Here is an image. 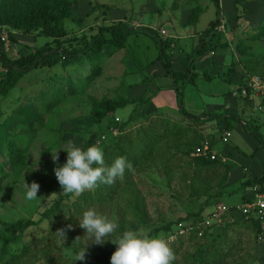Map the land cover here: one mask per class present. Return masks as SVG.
I'll use <instances>...</instances> for the list:
<instances>
[{"label":"trees","instance_id":"obj_1","mask_svg":"<svg viewBox=\"0 0 264 264\" xmlns=\"http://www.w3.org/2000/svg\"><path fill=\"white\" fill-rule=\"evenodd\" d=\"M87 1L91 4L90 0ZM243 1L246 0L236 2L242 4ZM210 2L215 7V19L210 21L208 27L198 35L194 48L186 57L188 61L186 70L175 71L171 67L173 54L168 55L165 52V49L174 51L172 49L174 42L172 39H163L158 30L147 27L133 29L123 22H117L109 26L102 25L96 32L91 29L86 33L82 32L81 36H73L68 34L65 26L66 20H73V0H0V188L4 181H9L11 186L16 185L23 172L30 168L29 146L36 137L43 136L47 143V152L60 145L58 138L51 141L44 135L43 128L49 125L45 124L44 117L48 118L51 115L59 102L61 92L64 91L70 96L78 91L83 93L85 88L87 90L101 75V67L94 64L86 72H83L81 67L88 63V60L96 59L99 55L126 48V38L132 32L150 33L157 38L158 58L162 60L167 75L173 80L176 92L178 90L184 92L185 84L195 81L197 61L210 54L214 56L215 50L220 47L239 55L236 61L241 69L242 82L253 75L264 78V55L258 56L253 53L243 55L264 38V22L256 27L250 23L241 27V23L234 20L236 25L233 28L238 32L236 34L229 32L223 41L220 39L223 33L219 30L220 3L219 0H210ZM246 16L247 12L243 7L242 15L237 18ZM197 17L198 13L193 10L189 16V23L194 22ZM3 34H5L4 40ZM15 34L22 37L31 35L28 37H31L33 42L40 37L48 41L43 42L41 46L33 44L25 54L17 51L16 56L9 57L5 50V40L16 46L22 43ZM22 46L19 45V48ZM234 68L230 66L232 72L235 71ZM42 69L49 71L50 78L61 73V82L55 84L52 80L48 88L43 87L34 96L22 99L21 101L27 104L25 120L15 122L14 129L7 131L9 125L3 120L2 102L19 85L24 76ZM214 71L215 73L212 74L203 71V75L209 79L215 75L219 76V72ZM79 78L86 82V85L80 89L77 86ZM245 99L247 98L237 96L238 101L242 102ZM35 100H39V103L37 104ZM147 102L148 99L143 97L102 98L94 101L88 114L89 119L98 125H101L105 118H108V121L102 131L88 134L82 148L91 144L102 148L106 165L114 157L123 156L131 163V171L126 169L123 179H117L111 185L98 183L95 187L79 194L60 191L51 204L44 206L42 211L36 210L35 216L13 221L0 220V264H75L77 255L83 251L86 260L98 251L103 252L102 259H107L115 250V245L109 242L103 244L91 242L90 237L76 221L88 208H94L113 220L118 225L116 234L122 230L146 228L152 234L162 232L172 235L174 239L170 242V247L174 257L179 256L177 260L172 261V264L179 262L181 264H257L255 253L258 244L264 245V226H261L257 218H237L231 214L224 216L220 225L212 224L208 228L203 226V222L221 202L223 196L231 198L251 186H256L264 193V164L261 177L247 174L243 180L236 182L237 185L226 186L225 182L231 169L229 164L223 162L218 155L211 158L209 152L197 157L191 156L194 150L202 147L205 142L211 148L216 141H222L223 133L230 132L233 123L242 121L241 117L226 111L193 115L186 112L180 104L176 108L180 115L175 119L161 114L155 117L143 115L145 120L131 128H126L131 116L124 122L118 123L117 118L115 121L114 115L117 110L131 105L134 112L136 107ZM261 107L264 114V100L261 102ZM32 108L34 111H31ZM47 118L45 119L48 120ZM220 120L222 127L219 128L217 123ZM213 121L218 127L217 138L215 134L199 129L202 124ZM244 122L243 130L264 146L262 135L257 131H251V128L258 130L260 125L252 121ZM51 130L53 131V128ZM114 131L116 134L113 135ZM22 132L27 134L24 135ZM62 155L63 153L60 152V157ZM63 163L64 161L61 164ZM151 167L160 168L167 176L173 175L169 181H178L170 196L180 202L183 213L173 220H163L155 227L149 224L144 197L137 188L139 175ZM41 176L39 181L36 180L38 184H42L41 180L46 178L45 174ZM46 187L48 191H54L51 185ZM201 197H204V200L197 202ZM190 201H194L195 205L188 208L185 202L190 204ZM243 201L247 202V200ZM43 203V199L40 203L37 202L36 209ZM117 206L121 213L118 219H114L113 210ZM204 212L208 213L203 216ZM69 224L72 225L70 229L67 227ZM60 229L64 230V237L57 232ZM180 231L183 233L180 234ZM200 231L202 232L198 236ZM247 235L252 237L253 256H245L242 251L243 245L247 244L245 238L248 237ZM259 237L261 240H258ZM184 240L187 244L191 243V252L184 251ZM61 242L73 247L74 258L61 255Z\"/></svg>","mask_w":264,"mask_h":264},{"label":"rangeland","instance_id":"obj_2","mask_svg":"<svg viewBox=\"0 0 264 264\" xmlns=\"http://www.w3.org/2000/svg\"><path fill=\"white\" fill-rule=\"evenodd\" d=\"M90 1L91 4L87 0H73V20L65 21V26L69 35L81 36L82 32L86 33L91 29L96 32L97 28L102 25L109 26L117 22H123L125 24H150L158 28L160 27L170 36L180 37V35L185 36L187 33L185 26L188 28V24H194L190 29H195L196 32H200L205 30L208 27L209 22L213 21L216 16L215 7L210 2V0ZM232 1L234 2L232 3ZM236 1L237 0L220 1L221 26L219 27V30H221L223 33V38L220 37V39L223 41L226 37V34L229 32L233 34L238 32V30L233 28V26L236 25V20L241 23V27L248 23L256 27L263 24L264 22V0H246L243 1L242 4H239ZM104 6H107L108 8L105 9L103 8ZM233 6L235 11H233ZM243 7L247 12V16L244 18H237L242 15ZM193 10L198 13V17L194 22L189 23V16ZM78 24L81 25L78 26ZM175 34L179 36H176ZM2 36L4 40L5 34ZM15 36H17L16 38L22 42L21 44L23 46L21 44L16 46L9 40H5V50L9 57L16 56L17 51H21V53L25 54L28 49H31L30 46H33V44L35 46H41L43 42L48 41V39L40 37L36 38L35 42H33L31 37H28L31 35L22 37L19 34H15ZM195 41L196 40L190 39V37H188L187 40L179 38L178 50L176 49L171 52L170 50L165 49V52L168 55L173 54L172 56H174L172 60L173 69L183 70L185 68L184 65L187 62L186 57H188L189 52L194 48L193 45ZM157 44V38L152 36L150 33L143 35L132 34L126 38L127 53L124 50H115L112 56L106 57V55H99L98 58L88 60V63H85V65L81 67V70L86 72L89 71L90 67H92L94 64H98L101 67V75L93 81L92 85L87 90L85 88L83 93L78 91V93L75 92L74 95L70 96H67L64 91L63 93H60L57 106L54 108L53 112L48 116V118L47 116L44 117L45 124L47 123L49 125H46L43 128L46 138L51 141L52 139L56 140L58 138L60 140V145L50 152H47L46 149L48 147L47 143L43 139V136L38 138L36 137V139L30 144V168L23 172L20 181L16 185L11 186L9 181H4L2 183V187L0 188V220L13 221L22 217L35 216L37 213L36 210L42 211L44 206L51 204L56 194L60 193L61 187L54 177L53 168L54 166L60 165L63 161L65 162L66 152L58 148L66 147L67 141H72L74 144L82 147L87 139L88 134L102 131L104 124L108 121V118H105L102 124L98 125L89 119L88 114L90 113V109L93 106L94 101H99L102 98L115 97H122L126 99L138 97L147 98L151 96L152 91V93L159 91L147 102L149 107H136L133 112V106L128 105L125 108L116 111L114 116L115 119H119L118 123L128 120L129 116H131V120L126 126V128H131L140 125L145 120L143 115L155 117L157 114H161L162 116L171 117V119L178 118L180 113L176 108L180 104H182L183 109L186 112L193 114V112H191L192 109H188L187 107H189V103L196 106L197 101L194 100L193 96L191 95V99L187 98L186 100L187 107L185 106V109L183 98L187 97L189 95L188 91L191 90L195 95H198L200 92L199 100L202 103L205 102L201 95L205 99H208V96L202 93H207L205 92L206 88L209 87L210 90L212 88L211 84L214 81L218 84V89L216 92L214 90L212 92L214 94L210 96L217 105L218 102H222L223 96L226 95L227 92L235 90L236 86H232V80L234 81L237 79L235 73H237L239 76L241 73V69L237 65L236 61V59H239V55L236 52L231 53L229 49L223 47L217 48L215 53L218 55L223 54L225 59L223 60V69H217L220 76L216 77L210 82L197 80L194 83H186L185 87L183 88L184 92L181 93L179 90L176 92V90L173 91L171 89V79L166 76L157 75L166 72L163 64L161 63L162 60H158V62L155 61L159 55ZM19 45L22 47L19 48ZM128 53H132L133 56H135L133 60L136 65L133 63V60L129 57ZM246 53L247 54L243 53V55H249L248 53H253L258 56L264 55V38L258 43L254 44L249 52ZM150 62L153 63L151 67L148 69H142V66L145 67V65L149 64ZM213 63L217 64L215 60ZM138 64H140V66ZM230 66L235 67L234 72L230 70ZM54 68L57 70L60 69L58 67ZM67 71H69V69ZM71 71L72 70H70V72ZM48 72V70L46 71L42 69L24 76L19 85L13 89L5 101L2 102V107L4 110L3 120L9 125L7 127V131L14 129L15 122H23V120H25V114H27L25 112L27 104L26 102L23 103V101H21L22 99H28L30 96H34V94H37L41 89H43V87H45V89L48 88V85L50 82H52V80H54L55 84L61 82V73H58L57 75L50 78ZM213 73H215V71ZM144 78H147V84L143 82ZM85 85L86 82L83 79L79 78L77 80V86L79 89ZM173 98L176 99V102L174 103L172 109L163 108V106L159 107V105L163 104L166 100L173 101ZM35 101L37 104L39 103V100ZM210 107L211 112L209 113L217 112V110H213L214 107L211 105V103ZM31 111H34V109L32 108ZM132 112L133 114H131ZM248 113H251L249 116H262L261 112L258 110H249ZM202 114L203 112L201 111L200 114L196 115L199 116ZM249 116H246V118H249ZM51 128H53V131ZM199 129L204 130V132L213 133L215 134V138H217L218 134H216V132L218 131V127H216V122L213 121L212 123L202 124ZM17 131L20 132L21 130ZM251 131H257L262 135V138H264V126H259L258 130L251 128ZM231 132L232 135L227 139V144L224 142V144H222L216 141L214 145L217 146V149L220 147L222 149L228 147L230 150L231 148L235 149L237 146V150L239 149L245 153L246 151L243 150V146L237 143L238 137L236 133V123H233ZM22 133L24 135L27 134L26 132ZM114 134H116L115 131L113 132V135ZM56 150L57 161L54 165L52 152L54 153ZM60 152L63 153L61 157ZM41 174H45L46 178L41 180L42 184H38L36 180L39 181V179L42 177ZM172 177L173 175L167 176L164 171L156 167H151L139 175V181H137L139 186H137V188L141 190L140 193L142 194V197H144L145 208L149 216V224L151 227H155L163 220H173L177 215L179 216L183 214L181 211L182 208L180 206V202H177L170 196V193H172L174 190L175 184L178 182L177 180L169 181ZM32 182H36L39 185L37 198L33 200H27L25 198V183L30 185ZM234 184H236V182L231 183L230 185L234 186ZM47 185H51L54 191H48L46 187ZM169 185H171V187ZM225 185L227 186V181L225 182ZM184 198L186 199V197ZM42 199L44 203L40 208L36 209L35 204L37 202L40 203ZM203 200L204 197H201L197 200V202H202ZM224 200L225 197L223 196L221 201ZM185 204H187L188 208H190L189 206L195 205L194 201H190V204L185 202ZM120 213L121 210L117 206L115 207V210H113L114 216L112 217L114 219H118ZM207 213L204 212L203 216ZM201 232L202 231L199 232L198 236H200ZM247 236L248 237H245L247 244L243 245L242 251L246 254L245 256H253V242L251 241L252 237L251 235ZM60 244L62 245V249L60 251L61 255L74 258L72 253L73 247H70L67 244L64 245L62 242ZM259 247H257V252L255 253L256 263L264 264V253L259 249ZM239 248L240 246L237 247V249ZM183 249L185 252H191V243L187 244V241L184 240ZM102 253V251H98L88 260L75 259V264L110 263V257L104 260L101 257ZM178 258L179 256L176 258L174 257L175 260ZM179 264H181V262H179Z\"/></svg>","mask_w":264,"mask_h":264},{"label":"clouds","instance_id":"obj_3","mask_svg":"<svg viewBox=\"0 0 264 264\" xmlns=\"http://www.w3.org/2000/svg\"><path fill=\"white\" fill-rule=\"evenodd\" d=\"M66 144V147L58 148L66 152L65 162L53 168L55 178L64 193L79 194L98 183L111 185L117 179H123L126 169L131 171V163L123 156L114 157L106 165L103 150L96 144L83 148L72 141H67ZM57 150L52 152L54 165L57 161ZM38 189L36 182L30 185L25 183V198L36 199ZM76 221L91 242H109L115 245L110 264H172L174 260L170 247V242L174 239L172 235L162 232L152 234L146 228L122 230L116 234L118 225L94 208L84 210ZM67 227L70 229L72 225ZM57 232L64 237L63 229ZM83 259L84 251L76 257V260Z\"/></svg>","mask_w":264,"mask_h":264},{"label":"crops","instance_id":"obj_4","mask_svg":"<svg viewBox=\"0 0 264 264\" xmlns=\"http://www.w3.org/2000/svg\"><path fill=\"white\" fill-rule=\"evenodd\" d=\"M220 1H223V0H219V3H220ZM233 2L234 1H232V3ZM219 5L221 6V4H219ZM220 9H221V7H220ZM233 11H235L234 6H233ZM127 25H128V27L133 28V29H141V28H146V27L150 28V29H153V30H156V31L157 30L159 31V29H161L160 27L158 28V27H155V26L150 25V24H148V25L147 24H127ZM192 25H194V24H188V28L185 26V29L187 31L185 36L180 35V37H174V36H170V35H168L166 33V36L163 37V39H172L173 40L174 43L172 45H174V47L173 46H172L173 48L171 47L173 50H176V49L178 50V46H179L178 45V43H179L178 39L179 38H183L184 40H187L188 37H190V39L196 40L195 43H194V45H195L196 42H197L198 35L201 32H203L204 30L200 31V32H198V31L196 32L195 29H190V28L193 27ZM78 26H79V24H78ZM132 34L143 35V34H146V33L132 32L129 35H132ZM175 35L179 36L177 34H175ZM157 49H158V54H159V46L157 47ZM122 50L126 51V48H124ZM114 52H111L109 54H104V55H106V57L107 56H112L114 54ZM126 53H127V51H126ZM128 55H129V57L132 60L135 57V56H133L132 53L131 54L128 53ZM158 56H157V58L155 60L156 62H158V60H160L158 58ZM223 56H224L223 54H219V55L215 54L214 56H212V54H210L209 56H205L204 58L198 60L196 66H195V73H196L197 77H196L194 82H196L197 80L198 81L200 80V81L210 82L213 79H215L216 77H219L220 74H219V76L215 75V77L209 79V78H207L206 76L203 75V71H209V73L212 74L214 72V70H217L219 68L223 69V64H224L223 60H225ZM173 57L174 56H172V58H171V67H172ZM213 59L216 61L217 64L213 63V61H214ZM186 61H187V58H186ZM209 62H210V64H209ZM133 63H135L134 60H133ZM161 63H162V61H161ZM152 64L153 63L150 62L149 64L145 65V67L142 66V69H146V68L148 69L149 67H151ZM135 65H136V63H135ZM138 65L140 66V64H138ZM184 66H185V68L183 70H175L173 68L172 69L175 70V71H185L186 68L188 67V61L186 62V64ZM164 68H165V66H164ZM235 74H236V78L237 79L234 80V81L232 80V86L234 85V86L237 87V85L241 84V82H242L241 77H240L241 73H240V76L237 73H235ZM157 75L166 76L169 79H171V77L169 75H167L166 72L162 73V74H157ZM228 81H230V80H228ZM143 82L145 84H147L148 83L147 78H144ZM190 86L192 87L191 84H190ZM217 86H218V84L214 81L211 84L212 88L210 90H209V87L206 88L205 92H207V93H202V94L207 95L208 99H205L201 95V97L205 100V102H203V103L199 100L200 99V94H199L200 92L198 93V95H199V97H198V95L197 94L196 95L193 94V92L191 90L188 91L189 95L187 97L183 98V104L185 103L184 104V108L186 109V107H187V105H186L187 98L191 99V95H192L193 99L197 101V104H196V106H194V105L189 103V107H187V108L188 109L191 108L192 109L191 112H193L194 115L200 114L201 111L203 112V114H205V113L209 114V112H211L210 111L211 110L210 103L214 107L213 110H217V112L218 111H226V112H229L230 114H238L241 117L242 121H238V123H236V130H237L236 133H237V137H238L237 138V143L241 144L243 146V150H245L246 152L243 153L239 149L237 150V146H236L235 149L231 148V150L228 147L227 148H223V149L220 147L219 149H217V146L213 144L211 148L215 152V154L218 155L221 158V160L223 162H225V163H227V164H229L231 166V169H230V171L228 173L227 185H230L231 183L243 180L244 177L247 174L259 178V177H261L263 175L264 146L260 145L259 141L255 137H253L252 135L247 134L243 130L242 126L245 124L244 121H252L255 124H259L260 126H264V114H263V111L261 112L260 110L257 109L258 106H261L262 100L258 96H255V97L247 98V99H245V100H243L241 102V101L237 100L236 96L233 97L232 93H233L234 90H231V91L227 92L226 95L223 96L222 102L221 103L218 102V105H217V104L214 103V101L211 98V96L214 94L212 92L214 90H215V92L217 91V89H218ZM170 87H171V89L173 91H175V89L173 87V80L172 79H171ZM196 91H197V89H196ZM152 92H151V96L147 97L148 101H149L150 98H152L154 95H156V93L159 92V91H157V92L155 91L154 93H152ZM129 99H131V98H129ZM175 102H176V99L173 98V101L166 100L163 104H161L159 102L158 103L161 104V105H159V107L163 106V108L172 109ZM141 106L149 107V104L146 103V104L141 105ZM138 108H140V106H138ZM249 110H252V111H254V110L257 111L258 110V111L261 112L262 116H249L251 114V113H248ZM246 116H249V118H246ZM217 125H218L219 128L222 127V121L221 120L218 121ZM231 135H232V132L230 131V137H231ZM263 140H264V138H263ZM217 142H220V143L224 144V143H226L228 141L223 143L222 141L218 140ZM251 195H252V192L250 190V187H247L242 192H239L238 195L235 194L231 198L226 196L225 200L221 201L219 204H224V205H227V206L239 205L241 203H244L243 200H248ZM259 246H258L259 249L264 253V248H263L264 245H262L260 243Z\"/></svg>","mask_w":264,"mask_h":264},{"label":"built area","instance_id":"obj_5","mask_svg":"<svg viewBox=\"0 0 264 264\" xmlns=\"http://www.w3.org/2000/svg\"><path fill=\"white\" fill-rule=\"evenodd\" d=\"M159 34L162 37L166 36V32L162 29H159ZM233 97L238 95L241 98H251L258 96L261 100H264V78H261L258 75H253L244 79L241 84L237 85L235 90L232 93ZM237 97V96H236ZM261 112L263 108L261 106L257 107ZM117 121V119H115ZM230 137V132H224L222 137V142H226ZM103 139V137H102ZM211 154V158H213L216 154L210 148V145L205 142L202 147L197 148L191 154L194 156H201L206 153ZM250 190L252 195L249 197L247 202L241 203L239 205L227 206L224 204H218L215 208L207 215L203 222V226L205 228L210 227L212 224L219 225L223 221V217L227 215H235L237 218L243 217L247 219L248 217H255L259 220L261 226H264V193L260 192L256 186H251ZM183 232L180 231V234ZM199 235V233H198ZM258 240H261L260 237Z\"/></svg>","mask_w":264,"mask_h":264}]
</instances>
